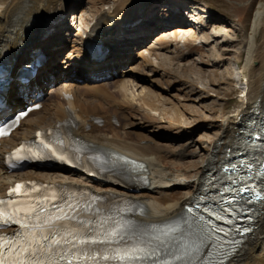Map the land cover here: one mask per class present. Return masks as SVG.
Wrapping results in <instances>:
<instances>
[{
    "label": "bare ground",
    "instance_id": "bare-ground-1",
    "mask_svg": "<svg viewBox=\"0 0 264 264\" xmlns=\"http://www.w3.org/2000/svg\"><path fill=\"white\" fill-rule=\"evenodd\" d=\"M150 1L117 0L112 6L97 8L91 19V25L81 33L77 32L76 38L79 37V40L74 38L70 41V38H67L69 29L64 26L61 17L67 11V6L77 9L76 3L72 0H0V46L12 48L9 53V64L17 67L25 64L31 59V52L35 49H39L46 58L40 67L41 77L36 82V86L31 89L21 88L15 102V111L25 104L32 105L36 102L41 103V108L30 112L9 137L1 140V195L5 194L14 183L20 181L38 180L45 184L74 185L85 180L91 182L93 188L100 194L110 193L137 202L141 210L134 215L136 221H142L145 225L159 224L170 220L169 218L178 217L176 213H180L181 216L183 214L181 209L199 190L210 169L209 166L216 167L227 158V147L230 146L232 149L238 146L245 136L244 126L241 124L246 119H250L253 114L251 110L264 108V4L259 3L253 13L243 50L232 56L236 63L243 58L241 71L247 81V93L233 109L222 115L220 121L222 126L218 127V133L207 142L209 150L206 152V157L194 162L187 160L185 144L181 151L179 149V152H176L177 150H171L164 143L161 144L163 141L159 142V140H167L169 134L173 137V133L188 132L190 137L194 134L193 124H186L181 119L183 107L176 105L172 108V116L165 115L166 113L157 109V102L160 100H156L145 90V87L140 86V91H137V85L141 81L149 80L148 73L146 74L142 69L133 73L134 67L131 64L126 67L124 61L123 65L126 68L122 71L117 70L122 56L127 59V63L130 62L129 47L138 46L140 41L137 36L143 35L149 29L144 23L140 24L142 21L140 11L150 7ZM200 1L201 3L194 6L197 9L192 12L190 20H187L184 11L177 12L183 7L182 4L177 3L173 6L172 9L177 10L174 17H184L182 21L179 19V24L182 26L175 27L171 38L163 36L157 38V46L149 50L150 56L157 57L162 50L167 49L168 43L176 41L177 37L187 39L188 35L194 33V26L200 22L197 16L202 12L201 7L206 6L204 0ZM146 14L147 11L143 16L146 17ZM174 17L167 19L163 16L160 23L169 24ZM187 22L189 25H184ZM133 27L135 28L131 30L130 28ZM40 29L41 35H39ZM62 31L64 33H60ZM122 34H129L127 40ZM257 34L261 35L259 42L256 39ZM98 39L104 41L99 51L107 53L102 63L95 64L93 45H89L87 50L85 46ZM201 39L202 43H206L207 39L204 36ZM68 42L72 51L66 56V62H63L66 64L63 71L53 62ZM140 57L141 66L148 65L152 77L159 73L157 68H164L153 66L148 56L140 54ZM215 58L221 59L219 55H215ZM59 71L64 73V77ZM166 72L168 73V70ZM100 73L104 76L108 75V81L112 80V82H103V79L99 81ZM215 75L214 72L209 74L210 85L215 84ZM75 78H84L83 84L77 85ZM49 83H55L54 87L48 88ZM207 91L211 92L212 89L208 88ZM37 94H39L38 99ZM122 115L125 119L128 118V121H124L123 128H118L121 127ZM133 117H139L144 125L130 121ZM113 118H117L119 126L112 123ZM64 123L69 124L72 136L83 146L108 154L112 159L129 157L137 161L142 168L139 174L146 178L147 186L134 190L116 183L95 182L88 180L89 177L85 173L67 168L54 170L32 166L31 169L17 172L9 171L4 167L3 155L9 148L18 146L23 140L36 137L39 131L54 130ZM149 125H156L159 130L151 133L152 135H144L131 128L140 130ZM174 137L178 140L182 139L178 134ZM177 178L187 184L175 187L174 189L179 191L177 195H173L171 194L173 189H166L173 185ZM91 183L81 184L87 186ZM246 241L251 244L250 247L245 243L239 247L241 251L238 258L241 259L242 264H264V205Z\"/></svg>",
    "mask_w": 264,
    "mask_h": 264
},
{
    "label": "rangeland",
    "instance_id": "rangeland-1",
    "mask_svg": "<svg viewBox=\"0 0 264 264\" xmlns=\"http://www.w3.org/2000/svg\"><path fill=\"white\" fill-rule=\"evenodd\" d=\"M72 1L76 3L77 9H73V6H67V11L63 16V24L69 29L67 38H70V41L78 36L77 32L81 33L88 25H91V19H93L95 9L112 6L117 0ZM204 1L206 2V6L201 7L202 12L197 16L200 22L194 26V37L192 36L191 40L185 41L184 44L179 42V37H177L176 41L168 43L167 49L162 50L157 58L153 55H149L151 47L157 46V38L161 36L171 38L175 27L182 26L179 24L180 18L174 17V13L177 10L172 9L173 5L177 3L179 5L182 4L183 7H180L177 12L185 11L186 14H189L194 11V9H197L191 4L193 2L199 4L201 1L151 0L149 2L150 7L140 11L142 15L140 24L144 23L149 29L143 35L137 36V39L140 41L138 46H130L129 49L127 48L129 50V57L131 58L130 62L128 61L127 63V59L125 60L122 56L121 63L117 67L118 71H122L126 67H129L128 64H131V66L134 67L133 73L134 71L142 69L146 74H149V80L141 81L137 85V91H140V86H143L156 100H160L157 102L159 106H157L158 111L166 113L165 115L170 117L173 114L172 108L174 106L183 107L184 111H182L183 115H181V119L184 120L186 124H193L195 127L194 134L190 137L188 132L173 133L174 136L178 134L182 139L178 140L176 137H172V134H169L166 138L167 140H159V142L163 141L161 144L164 143L171 150H177L176 152H179V149L181 151L182 146L185 144L187 146V160L194 162L206 157V152L209 150L207 142L218 133V127L222 126L220 123L222 115L226 114L225 112H228V110L233 109L240 99H244L243 96H240L239 90L245 87V82L235 78V76L238 77V74H240L243 58H240L236 63L232 56L234 53L243 50L250 31L253 13L259 3L264 4V0ZM146 11L148 15L146 14L145 17L143 15ZM171 11L172 13H170ZM72 13H74L73 16ZM168 14H171V16ZM75 16L76 18H74ZM163 16H166L167 19L173 16L174 19H172L169 24L160 23ZM183 18L184 17L181 18V21L184 20ZM148 22L150 24H147ZM184 25H189V23L187 22ZM134 28L135 27L130 29L132 30ZM70 29H72L71 32ZM40 32L41 29L39 33ZM60 33H64V31ZM122 35L125 36V38L129 36V34H126L127 36L125 34ZM202 36L207 39L206 43H202ZM260 36V34L256 35L258 42L261 41ZM132 37H134V34ZM76 40H79V37L78 39L76 38ZM71 51V45L70 42H68L62 47L53 63L64 71V65L66 64L63 62H66V56H68ZM140 54L148 56L153 66H162L164 68H157L159 73L152 77L151 73L148 71V65L141 66L142 59L140 60ZM215 55H219L221 59L217 60ZM123 61L126 62V67L123 65ZM165 70H168V73ZM129 71L131 73L132 69ZM61 72L62 71H59V74ZM212 72L216 74L214 85H210L208 78L209 74L211 75ZM229 73L234 77L232 78ZM61 74H63L64 77V73ZM99 75H101L99 77H105L103 73ZM82 80H84V78H75V83L81 86L83 84ZM103 82L111 83L112 80H104ZM54 85L55 83H49L48 88H53ZM208 88L212 89V91L208 92ZM30 94L32 93L30 92ZM138 118L139 117L130 118V121L139 122L140 125H144ZM116 119L117 118H113L112 123L119 126ZM126 119L123 115L120 116L121 127L118 128H123L125 125L124 121H128V118ZM131 128L135 132H141V134L144 135H152L151 133L159 130L156 125H149V127L140 130H136L134 127ZM186 131H190V129H186ZM156 140L158 141V139ZM197 140L200 142H197ZM178 191V189H173L171 194L177 195Z\"/></svg>",
    "mask_w": 264,
    "mask_h": 264
},
{
    "label": "snow or ice",
    "instance_id": "snow-or-ice-1",
    "mask_svg": "<svg viewBox=\"0 0 264 264\" xmlns=\"http://www.w3.org/2000/svg\"><path fill=\"white\" fill-rule=\"evenodd\" d=\"M12 51L11 47L0 46V121L7 122L12 116L23 115L15 111V102L20 95L21 88H33L41 77L40 67L36 60L27 62L17 67L14 64H5L4 61ZM99 55H103L101 51ZM28 83L24 84L23 80ZM14 122V121H13ZM264 127V125H262ZM39 135V134H38ZM251 138V134H250ZM261 139H264L262 137ZM57 143H63L58 141ZM41 144L51 151V154L58 160L63 161L64 156L56 155L51 145ZM232 151L231 147L226 148V153ZM39 158V157H38ZM264 167V165H261ZM221 170H227L223 164ZM234 169L235 166L231 165ZM247 167L251 168L249 164ZM23 186L16 185L11 189L9 196L21 194ZM247 186L235 190L237 193L248 191ZM219 191V190H217ZM33 199L24 204L26 211L17 206L15 213L7 215L3 208H0V226L13 228L14 231L5 236H0V264H87L89 253L85 250L89 245L122 243L124 238L121 233L133 223H142L134 220H126L122 224H116L102 234H92V221L89 219H78L89 210V205L81 207L73 204L70 199H65L64 206L58 203L62 198L60 194H38L33 190ZM101 197L92 196L93 201H99ZM251 198H249L250 202ZM10 201L0 200V205ZM227 203L239 205V201L228 199ZM50 204V208L45 205ZM198 207V206H197ZM242 207V206H241ZM187 211L191 218H184L182 222H175L168 231L152 237L147 245H132L126 243L123 249H117L115 258L119 264H242L238 258L240 249L229 251L226 245L232 241L220 236L224 229L209 221L205 222L203 216L194 214V209L188 207L181 211ZM98 211V209H97ZM233 212L237 209H232ZM180 213H176L179 216ZM215 215L216 220H226L231 225L232 220L226 219L219 214ZM174 220L173 218H169ZM78 220L81 228L69 227L68 222ZM16 226H19L17 229ZM240 231V229H237ZM249 233L250 228L242 230ZM6 241V243H5ZM250 247L251 244L244 242ZM96 253L92 258H96ZM104 255L105 261L109 260Z\"/></svg>",
    "mask_w": 264,
    "mask_h": 264
}]
</instances>
